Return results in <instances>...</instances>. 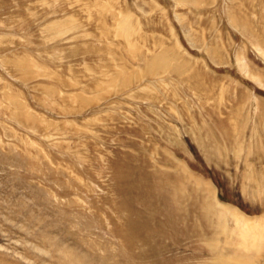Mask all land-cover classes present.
Returning a JSON list of instances; mask_svg holds the SVG:
<instances>
[{"label":"rangeland","instance_id":"374dc122","mask_svg":"<svg viewBox=\"0 0 264 264\" xmlns=\"http://www.w3.org/2000/svg\"><path fill=\"white\" fill-rule=\"evenodd\" d=\"M243 253L264 264V0H0V264Z\"/></svg>","mask_w":264,"mask_h":264},{"label":"bare ground","instance_id":"6f19581e","mask_svg":"<svg viewBox=\"0 0 264 264\" xmlns=\"http://www.w3.org/2000/svg\"><path fill=\"white\" fill-rule=\"evenodd\" d=\"M208 208L211 209V210H213L214 214H216V217L215 218L218 217V219L220 220L221 223L224 221V219H225V211H224L223 208H221V206H219V205L216 206L215 204H212L211 203V204H208ZM229 259H231V262L232 263L238 262V263H241V264H252V262H251L252 255H249L248 253L231 255V256H228L227 257V260L228 261H229ZM226 263H227V261H226Z\"/></svg>","mask_w":264,"mask_h":264}]
</instances>
